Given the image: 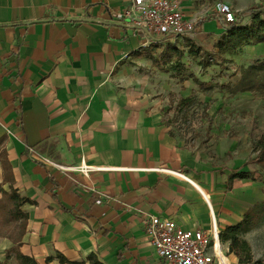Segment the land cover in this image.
Listing matches in <instances>:
<instances>
[{
    "label": "crops",
    "instance_id": "obj_1",
    "mask_svg": "<svg viewBox=\"0 0 264 264\" xmlns=\"http://www.w3.org/2000/svg\"><path fill=\"white\" fill-rule=\"evenodd\" d=\"M130 1L0 0V262L17 247L39 264H62L58 254L161 264L146 217L187 230L214 218L225 230L264 201L256 163L207 167L170 136L162 120L170 86L158 85L153 44L114 21ZM180 3L187 19L203 15L198 0ZM13 190L26 200L25 218L10 217ZM259 229L244 239L264 264L250 240ZM223 244L227 264H238Z\"/></svg>",
    "mask_w": 264,
    "mask_h": 264
},
{
    "label": "rangeland",
    "instance_id": "obj_2",
    "mask_svg": "<svg viewBox=\"0 0 264 264\" xmlns=\"http://www.w3.org/2000/svg\"><path fill=\"white\" fill-rule=\"evenodd\" d=\"M218 1L198 0L203 15L196 21L192 20L195 29L191 36L178 37L154 49L157 50L155 56L161 54L164 57L173 52V48L184 52L181 59L176 58L173 52L172 59L166 65L153 63L155 72L162 74L158 84L160 89L162 81L170 86L169 99L162 109L163 125L182 150L207 167L233 161L240 165L256 163L260 169L257 162L259 153L253 152V147L264 133V98L252 92L231 95L228 89L240 79V66L264 57V45H248L238 52L224 55L216 53L211 61L213 66L208 68L199 65L200 59L206 56L193 57L188 53L192 43L201 45L209 53L218 51L214 43L219 37L212 38L222 30V27L218 28L214 12ZM221 1H228L235 14L245 11L247 17L252 10L264 7V0ZM261 17L264 18V14ZM205 21L203 30L209 34L204 36L197 29ZM194 77L199 83L196 84ZM256 232L250 235V240L255 250L263 253L264 226Z\"/></svg>",
    "mask_w": 264,
    "mask_h": 264
},
{
    "label": "built area",
    "instance_id": "obj_3",
    "mask_svg": "<svg viewBox=\"0 0 264 264\" xmlns=\"http://www.w3.org/2000/svg\"><path fill=\"white\" fill-rule=\"evenodd\" d=\"M123 8L115 11L114 21L144 33L148 37L144 46L191 36L195 29L194 22L185 18L180 0H131ZM214 12L221 22L237 20L228 1L219 0ZM89 169L81 167L82 172ZM143 225L161 264H227V249L222 241L225 232L217 227L214 218L211 227L190 230L181 228L174 219L157 215L146 217Z\"/></svg>",
    "mask_w": 264,
    "mask_h": 264
},
{
    "label": "trees",
    "instance_id": "obj_4",
    "mask_svg": "<svg viewBox=\"0 0 264 264\" xmlns=\"http://www.w3.org/2000/svg\"><path fill=\"white\" fill-rule=\"evenodd\" d=\"M244 12L245 11L237 13V20L233 23L227 24L221 22L223 32L214 43V48L218 49L217 52L209 53L204 50L201 45L195 43L190 44L188 53L191 56L201 58L206 56L205 59H200L199 65L203 68L213 66L212 58L216 53L224 55L238 52L248 45H257L258 43L264 44V18L261 17V14H264V7L252 10L249 17H243ZM162 44L164 43H155L149 48L151 52L149 57L154 64L164 63V65H166L172 59L173 52L178 59L184 57V52L176 48H173V52L165 55V57L161 54L155 56L154 49L160 47ZM239 78L240 79L234 85L229 87L228 93L236 95L237 93L252 92L258 97L264 98V57L257 59L252 64L240 66ZM193 80H195L196 84L199 83L198 79L195 77ZM253 149L259 153V166L264 168V133L261 139L254 144ZM13 197L15 199L16 209L10 213V217L25 218L26 215L21 211V207L25 204L26 200L21 198L15 190H13ZM262 226H264V201L250 208L241 222L234 226H229L224 230L225 235L222 241L229 242V253L238 256V264H261L260 260L254 261L251 247L247 240L244 239V236L250 231L259 229ZM57 257L62 264H85L84 262L69 261L61 254H58ZM11 258L15 259L17 264H39L31 256H26L21 253L17 247H13V249L7 252L6 261ZM48 260H51V258H47V261ZM87 260L90 264H102L94 254L89 255ZM5 262H0V264H6Z\"/></svg>",
    "mask_w": 264,
    "mask_h": 264
}]
</instances>
